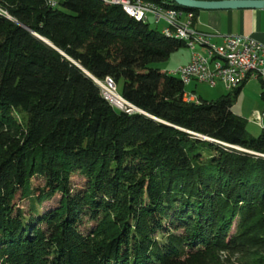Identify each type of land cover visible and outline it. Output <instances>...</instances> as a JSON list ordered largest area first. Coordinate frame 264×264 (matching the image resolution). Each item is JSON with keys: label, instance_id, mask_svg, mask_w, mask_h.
Returning <instances> with one entry per match:
<instances>
[{"label": "trees", "instance_id": "1", "mask_svg": "<svg viewBox=\"0 0 264 264\" xmlns=\"http://www.w3.org/2000/svg\"><path fill=\"white\" fill-rule=\"evenodd\" d=\"M0 9V264H264V132L232 113L240 87L184 101L150 66L186 44L106 0Z\"/></svg>", "mask_w": 264, "mask_h": 264}, {"label": "built area", "instance_id": "2", "mask_svg": "<svg viewBox=\"0 0 264 264\" xmlns=\"http://www.w3.org/2000/svg\"><path fill=\"white\" fill-rule=\"evenodd\" d=\"M112 2L113 6H118L121 10H128L129 16L139 17L142 21L148 22L149 16H152L155 24L162 23L164 25L161 32L179 36H199L200 39L209 41L207 36L191 27V17L188 14L165 12L159 7L132 0H112ZM56 5L57 0H51V8H55ZM0 14H4L1 9ZM218 47L226 54L231 55L230 63H233L234 66L244 67L243 75L226 72V68H222L220 64L209 59L205 53L195 50L194 47H190L189 62L173 72L182 74L184 83H187V86L192 82L205 84L211 88L220 84L229 93L241 87L248 80H256L254 70L264 71V47L251 38L247 36L226 37L223 44ZM102 86H105V95L102 96L114 108L127 113L136 112L131 105L117 94L116 87L111 79L106 78ZM183 99L186 102L193 101V97L187 94L186 91ZM255 118L259 120L258 115Z\"/></svg>", "mask_w": 264, "mask_h": 264}, {"label": "rangeland", "instance_id": "3", "mask_svg": "<svg viewBox=\"0 0 264 264\" xmlns=\"http://www.w3.org/2000/svg\"><path fill=\"white\" fill-rule=\"evenodd\" d=\"M149 28L161 32L163 29V24H155L152 16L148 18ZM203 50V49H202ZM190 51V50H189ZM204 51V50H203ZM189 58V52L186 48H181L180 50L171 54L169 59L166 62L152 64L150 67L153 69H160L170 74L175 71L178 66L186 64ZM174 73V72H173ZM103 83H100V89H102ZM105 85V84H104ZM195 85V84H192ZM197 85V95L206 101H214L221 97L222 95L227 94V91L220 84L214 88L209 87L204 84ZM121 85L119 84L116 88L117 93L120 91ZM188 90V88H187ZM261 85L255 80L247 83L243 89L239 92L236 97V100L231 108V111L234 115L242 118L246 121V136L247 138H256L263 134L264 132V101L261 99ZM212 96L213 98H206ZM259 114V120L255 118L254 113ZM23 205V203H20ZM227 258V259H226ZM225 259L227 264H252L254 261L249 256H230L224 255L221 259Z\"/></svg>", "mask_w": 264, "mask_h": 264}, {"label": "crops", "instance_id": "4", "mask_svg": "<svg viewBox=\"0 0 264 264\" xmlns=\"http://www.w3.org/2000/svg\"><path fill=\"white\" fill-rule=\"evenodd\" d=\"M158 1L170 5L173 4L172 0H158ZM197 1L214 2V1H223V0H197ZM192 23H193L192 24L193 29L207 36L209 42L214 45L217 46L222 45L226 37L247 36L264 47V10H199L195 14L194 21ZM188 52H189V58L187 60V63L190 60V51L188 50ZM199 52L205 53L202 49H199ZM186 64L180 65L178 66V68L185 66ZM252 80L255 79L248 80L246 83H244L240 87V91L247 83H249ZM255 81L260 83L262 89L263 85L261 81L257 79ZM262 81H264V79ZM196 84L198 83L192 82L185 88L186 93L190 94L193 97L192 102L198 101L199 99L203 100L201 97H198L197 95ZM206 98H213V97L210 96ZM254 114L255 116L256 115L259 116V114L256 112Z\"/></svg>", "mask_w": 264, "mask_h": 264}, {"label": "bare ground", "instance_id": "5", "mask_svg": "<svg viewBox=\"0 0 264 264\" xmlns=\"http://www.w3.org/2000/svg\"><path fill=\"white\" fill-rule=\"evenodd\" d=\"M107 2L111 3L113 5L112 0H106ZM132 1H138V2H144L147 5H151V6H156L159 7L161 10L165 11V12H170V13H174V14H188L191 17V27L192 26V22L194 19L193 14L190 13H185L182 11H179L175 8L171 7H167L165 5H160L157 4L155 2L149 1V0H132ZM50 4H51V0H49ZM128 15H129V11L128 10H124ZM131 18H133L134 20L138 21V22H146L147 21H142L141 18L136 17V16H130ZM165 36L172 38V39H176L179 40L183 43L186 44L187 49L190 50V47H194L195 50L199 49H203L205 54L208 56L209 59H212L214 62L220 64L222 66V68H226V72H233V74L236 75H243L244 74V67L243 66H234L233 63L231 62V55L226 54L223 50H221L217 45H214L212 43H210L209 41H204L202 39L199 38V36H179V35H173L171 33H166V32H162ZM173 74H175L176 76H178L184 83V77L182 76V74H179V72H174ZM254 77L257 80L262 81L264 79V71L263 70H254ZM185 86L187 87V83H184ZM98 85L100 86V83L98 82ZM102 87V95H105V86H101Z\"/></svg>", "mask_w": 264, "mask_h": 264}, {"label": "water", "instance_id": "6", "mask_svg": "<svg viewBox=\"0 0 264 264\" xmlns=\"http://www.w3.org/2000/svg\"><path fill=\"white\" fill-rule=\"evenodd\" d=\"M175 6L189 10H264V0H223V1H197V0H172ZM44 43L50 44L45 40ZM87 74V73H86ZM98 84V82L96 81ZM133 107V106H132ZM136 112L144 114L133 107ZM146 115V114H144Z\"/></svg>", "mask_w": 264, "mask_h": 264}]
</instances>
